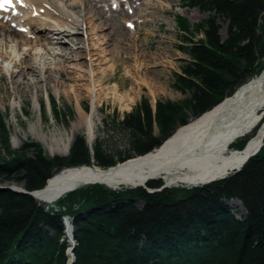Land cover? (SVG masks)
<instances>
[{"label": "trees", "instance_id": "obj_1", "mask_svg": "<svg viewBox=\"0 0 264 264\" xmlns=\"http://www.w3.org/2000/svg\"><path fill=\"white\" fill-rule=\"evenodd\" d=\"M183 1L211 13L193 25L177 17L185 38L180 48L190 55L174 75L184 99L158 100L154 110L143 98L118 121L129 133V147L117 157L100 144L92 153L82 135L64 157L47 155L38 142L13 149L0 106V183L34 190L64 166L108 168L145 154L257 73L264 55V0ZM220 21L226 23L225 37ZM197 34L203 36L196 39ZM50 104L59 114L56 101ZM233 199L243 204L240 217L228 204ZM65 216L73 224L74 264H264V143L240 170L190 188L150 192L143 186L113 189L95 183L54 203L0 188V264H69Z\"/></svg>", "mask_w": 264, "mask_h": 264}, {"label": "bare ground", "instance_id": "obj_2", "mask_svg": "<svg viewBox=\"0 0 264 264\" xmlns=\"http://www.w3.org/2000/svg\"><path fill=\"white\" fill-rule=\"evenodd\" d=\"M13 2V6L6 4L0 8V20L7 16L12 21V27L0 26V80L3 79V70H7L15 92L24 100L26 88L31 83L39 87L41 81L51 80L55 77V69L58 70L60 78L72 80L71 71L68 73L62 71V67L67 65L74 70L73 72L81 71L82 85L93 96V104L88 111L83 108L80 101L78 102V121L73 124L69 133L65 132V136L60 134L55 137L53 143L46 140V148L51 156L55 154L68 156L77 131L85 127L86 134L90 141H93L97 125L103 119L98 115L92 70L89 65L81 62V58L83 51L85 55L89 54L91 28L92 31L95 28L103 29L108 18L103 7L95 0H13ZM146 21L147 19L143 20ZM137 26L138 21L132 24L131 29L136 32ZM30 28L31 33H28ZM46 31V34L43 33L44 37H39L40 32ZM79 31L84 33V39L78 42L73 40L74 44L71 47L64 44L65 36H72ZM94 34L97 32L94 31ZM131 77L133 84L129 91L119 95L123 103L122 110H130L140 92L141 80L134 75ZM117 89V86L113 89L114 96H117ZM152 94L155 97L156 92L153 91ZM36 104L40 106L38 97ZM241 138H247L245 145L242 148L234 147ZM263 142L264 55L260 59L257 73L241 83L220 103L178 127L157 147L145 154L118 161L108 168H102L97 164L59 168L48 179L49 187L37 200L54 203L60 196L80 186L89 185L90 182L85 183L86 180H100L113 189L143 186L150 192L172 185L209 183L208 181L224 178L233 171L240 170L250 155L257 150L260 151ZM89 146L94 153V146L91 144ZM92 160L95 161V158ZM144 179L147 181L141 185L130 183ZM155 180L164 182L159 187L148 185L150 181ZM228 204L244 209L238 199H233ZM66 239L71 246L70 225H67ZM69 264H72L71 253Z\"/></svg>", "mask_w": 264, "mask_h": 264}, {"label": "rangeland", "instance_id": "obj_3", "mask_svg": "<svg viewBox=\"0 0 264 264\" xmlns=\"http://www.w3.org/2000/svg\"><path fill=\"white\" fill-rule=\"evenodd\" d=\"M95 1L103 7L108 19L101 30L95 28L92 31L90 27L89 54L85 55L83 51L81 62L89 65L92 70L98 115L103 119L97 125L93 141H90L85 127L80 128L76 136H84L87 143L93 146L100 144L105 152L117 157L118 152L124 153L129 147V133L118 124L126 113L132 111L143 98H148L154 108L156 100L179 101L185 97L174 85L175 72H181L182 66L190 59V55L180 48V45L185 43V38L177 24V17H186L193 25L208 18L211 13L197 7H189L183 0ZM144 19L147 21L143 22ZM136 21L139 26L134 32L131 28ZM11 23L7 16L0 20V26L12 27ZM220 23L223 25L221 34L225 37L226 23ZM31 30L30 28L28 33H31ZM94 31L97 34H94ZM43 33L46 34L47 31L40 32L39 37H44ZM202 36L197 34L195 38ZM84 37V33L79 31L72 36H65L64 44L71 47L73 40L78 42ZM62 71H71L73 79L60 78L58 70L55 69V77L51 80L41 81L39 87L31 83L26 88L27 92L22 100L20 94L15 92L9 72L3 70V79L0 80V106L10 127L11 148L18 149L24 142H38L46 154L50 155L46 140L53 143L55 137L60 134L65 136V132H70L73 124L78 121V102H81L86 111L91 109L93 96L82 85L81 71L73 72L67 65L62 67ZM132 75L141 80L140 92L131 109L122 110L123 103L119 95L129 91L133 84ZM116 86L117 96H114L113 89ZM153 91L156 92L155 97ZM36 97L40 100V106L36 104ZM50 99L59 105V114H55L51 109ZM154 132L159 133L157 124ZM246 140L247 138H241L237 143ZM193 186L196 185L179 184L167 188ZM233 209L239 217L245 212L239 206H234Z\"/></svg>", "mask_w": 264, "mask_h": 264}, {"label": "water", "instance_id": "obj_4", "mask_svg": "<svg viewBox=\"0 0 264 264\" xmlns=\"http://www.w3.org/2000/svg\"><path fill=\"white\" fill-rule=\"evenodd\" d=\"M257 153H258V150L256 152H254L252 155H250L245 162H247L253 155H255ZM86 167H88V166H86ZM237 170H239V169H237ZM144 181H147V179L146 180L144 179V180H139V181H133V182H130V183H132L134 185H141V184L144 183ZM88 182H90L89 184H95V183H101V184H103L104 183L103 181H100V180H91V181L86 180L85 181V183H88ZM208 182H210V181H208ZM48 187H49L48 181H47V184L44 187L39 188V189H34V190H27L22 185L17 184L15 182H13L11 184L10 183H0V188H4V189H7L8 188V189H13V190H16V191H19V192L27 193V194L32 195L36 199H38V197L41 195V193L45 192V190ZM160 189L161 188L155 189V191H158ZM65 224H66V227H67V225H70L71 230H72V245L71 246L68 245L67 252H68L69 256H70V253H71V255H72V264H74V262H75L74 248L76 246V241H75L74 234H73V224L71 222L69 223L68 216L65 219ZM70 247H71V250H70Z\"/></svg>", "mask_w": 264, "mask_h": 264}, {"label": "snow or ice", "instance_id": "obj_5", "mask_svg": "<svg viewBox=\"0 0 264 264\" xmlns=\"http://www.w3.org/2000/svg\"><path fill=\"white\" fill-rule=\"evenodd\" d=\"M13 0H0V8H3L6 4H12Z\"/></svg>", "mask_w": 264, "mask_h": 264}]
</instances>
